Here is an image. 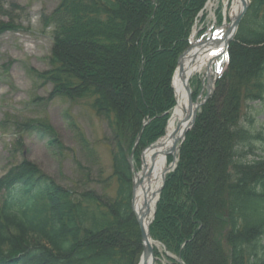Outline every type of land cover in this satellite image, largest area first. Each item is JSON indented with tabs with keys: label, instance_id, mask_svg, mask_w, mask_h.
<instances>
[{
	"label": "trees",
	"instance_id": "obj_1",
	"mask_svg": "<svg viewBox=\"0 0 264 264\" xmlns=\"http://www.w3.org/2000/svg\"><path fill=\"white\" fill-rule=\"evenodd\" d=\"M206 2L60 0L43 16L53 45L49 69L38 77L52 86L51 97L86 101L105 123L112 171L98 192L88 184L63 187L26 159L8 169L0 177V264H138L128 160L135 145L138 163L164 136L175 106L172 77ZM222 22L217 14L216 25ZM227 54L149 226L170 264H193L201 238L212 262L264 264V126L254 109L264 103V0H250ZM26 128L56 137L44 122Z\"/></svg>",
	"mask_w": 264,
	"mask_h": 264
},
{
	"label": "rangeland",
	"instance_id": "obj_2",
	"mask_svg": "<svg viewBox=\"0 0 264 264\" xmlns=\"http://www.w3.org/2000/svg\"><path fill=\"white\" fill-rule=\"evenodd\" d=\"M59 1L6 0L7 14L0 15V25L12 26L0 32V177L26 159L63 187L77 183L81 188L88 184L104 192L103 181L112 171L111 147L103 139L107 132L105 123L86 101L51 97L52 86L38 77L49 69L53 45L51 31L44 27L42 18L52 13ZM217 14L225 15L221 0L212 2L198 15L192 31L194 42L201 41L198 31L203 26L208 32L215 30ZM225 68L226 55L214 61L212 74L219 77ZM204 76L205 73L197 74L190 80L192 91L200 84L202 97L207 93ZM254 109L256 121L264 126V103L254 104ZM38 121L51 126L56 137L48 139L26 128L30 122ZM79 135L92 153L83 149ZM143 153L144 149L139 153L138 163L132 159L137 171L142 169ZM201 240L197 256L191 258L193 264H214L203 250L206 240ZM155 249L159 254L155 264H170L163 257V247L158 245Z\"/></svg>",
	"mask_w": 264,
	"mask_h": 264
},
{
	"label": "bare ground",
	"instance_id": "obj_3",
	"mask_svg": "<svg viewBox=\"0 0 264 264\" xmlns=\"http://www.w3.org/2000/svg\"><path fill=\"white\" fill-rule=\"evenodd\" d=\"M216 1L218 0H208L206 6L209 7L212 2ZM243 1L248 2V0H221L229 24L233 23L239 15ZM227 23L223 28H216L209 32L206 41L201 44L192 39L193 46L184 56L180 70H177L173 77L172 86L176 106L167 122L165 134L142 154V169L136 171L134 176L133 210L141 218L145 230L152 220L156 200L154 195L161 185L162 176L172 168V162L169 161V158L176 159L183 133L188 127L190 107L188 106L185 85H189L190 80L197 74L205 73L208 70L210 75L213 72L214 63L210 68L209 64L224 56L226 39L222 32L227 29ZM147 243L153 248H158L157 243L150 238ZM213 262L219 264L218 261ZM147 264H155V260L149 259Z\"/></svg>",
	"mask_w": 264,
	"mask_h": 264
},
{
	"label": "water",
	"instance_id": "obj_4",
	"mask_svg": "<svg viewBox=\"0 0 264 264\" xmlns=\"http://www.w3.org/2000/svg\"><path fill=\"white\" fill-rule=\"evenodd\" d=\"M249 7V1L248 2H245L243 1L242 2V10L240 11L239 15L237 16V18L235 19V21H233V23L229 24L228 25V29L226 30L225 34H224V38L226 39V46H225V52L227 51V47H228V44L230 43V41L233 39L235 33H236V30L238 28V25H239V22L240 20L242 19V17L244 16V14L246 13L247 9ZM224 26V24H223ZM193 44L190 43V46L189 48L179 57L178 59V63H177V69L175 71V73L177 72V70H180V67H181V62L184 58V56L191 50ZM213 62H211L209 64V68L211 67ZM209 71H205V76H204V80L207 81V93L206 95L204 96V98L201 100V101H194L193 100V97H192V90L190 88V85H185V92H186V95H187V101H188V106L190 107V112H189V117H188V127L187 129L185 130V132L183 133V136H182V140H181V143H180V146L182 144V142L184 141L185 139V136L186 134L192 129L195 121H196V117H197V114L200 110V108L204 105V103L208 100V98L210 97L211 93L213 92V89H214V83L216 81V76L212 77V75H209L208 73ZM175 75V74H174ZM173 87V86H172ZM175 101H176V98H175ZM175 108V107H174ZM142 131V130H141ZM141 131L139 132L138 134V137L136 139V143H138L139 141V138L141 136ZM156 143V142H155ZM154 143V144H155ZM154 144L150 145L149 147H147L144 152L148 149H150ZM179 146V147H180ZM136 149V145L134 146L133 150H132V153L130 155V158L128 160V163H129V166L131 168V171L133 173V178L136 174V170L134 168V165H133V155H134V151ZM176 166V159H172V168L167 170L163 176H162V182H161V185L159 187V189L156 191L154 197L156 198L155 200V205H154V212H153V216H152V220L154 218V214H155V209H156V203L159 199V196L161 194V191L164 187V183H165V179H166V175L172 171ZM134 188H135V183H134V180H133V185H132V201H131V208H132V212L134 214V217L136 219V222L138 224V227H139V230H140V236H141V243H142V253H141V256L139 258V262L138 264H147L148 260L149 259H152L154 260V250H153V247L148 244V240L150 238V235H149V226L147 227V229L145 230L144 229V226L142 225V220L140 217H138L135 213H134V210H133V195H134ZM152 220L150 221V223L152 222ZM151 239V238H150ZM179 262H181V260L179 259Z\"/></svg>",
	"mask_w": 264,
	"mask_h": 264
}]
</instances>
